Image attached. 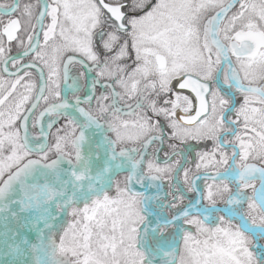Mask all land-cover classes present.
<instances>
[{"label":"snow or ice","instance_id":"6c2138e0","mask_svg":"<svg viewBox=\"0 0 264 264\" xmlns=\"http://www.w3.org/2000/svg\"><path fill=\"white\" fill-rule=\"evenodd\" d=\"M0 264H264V0H0Z\"/></svg>","mask_w":264,"mask_h":264}]
</instances>
